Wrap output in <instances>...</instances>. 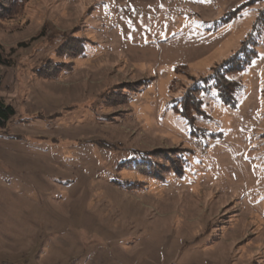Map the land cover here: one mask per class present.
<instances>
[{
    "label": "rangeland",
    "instance_id": "rangeland-1",
    "mask_svg": "<svg viewBox=\"0 0 264 264\" xmlns=\"http://www.w3.org/2000/svg\"><path fill=\"white\" fill-rule=\"evenodd\" d=\"M251 32L190 129L172 99ZM0 45V264H264V0H22Z\"/></svg>",
    "mask_w": 264,
    "mask_h": 264
},
{
    "label": "trees",
    "instance_id": "trees-1",
    "mask_svg": "<svg viewBox=\"0 0 264 264\" xmlns=\"http://www.w3.org/2000/svg\"><path fill=\"white\" fill-rule=\"evenodd\" d=\"M22 0H0V15L6 12V16L15 13ZM19 5V6H18ZM242 9V6L231 10L220 18V21L231 19L237 15ZM2 13V14H1ZM260 20V15L256 16V24ZM252 40V32L242 41L241 46L231 54L228 58L213 66L210 72L202 77H191L189 84L185 87L183 93L172 99V110L185 118L190 129L194 128V121L197 116L204 115L202 110L204 96L210 94L214 90V96L219 98L223 104L235 107V95L240 91L241 83L232 78L230 75L236 72L243 71L250 61L256 57L257 53L254 48L248 46ZM8 65V61L3 55L2 47L0 45V66ZM49 68V73L54 70V65H46ZM185 64H176L173 66L174 75L185 74L183 69ZM1 81V80H0ZM15 111L12 105L5 103L0 98V127H4L6 122L14 115ZM105 147V144L100 145ZM164 153V152H162ZM154 153L138 152L136 159H129L131 165H135L139 170L144 172H161L158 168L165 167V165L157 163L154 160ZM163 158L171 162L176 161L167 153L162 154ZM174 160V161H173ZM130 165V166H131Z\"/></svg>",
    "mask_w": 264,
    "mask_h": 264
}]
</instances>
